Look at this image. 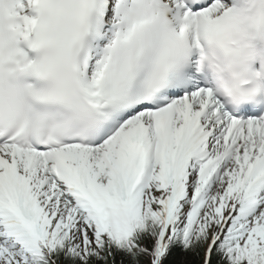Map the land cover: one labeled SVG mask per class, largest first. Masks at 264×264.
<instances>
[{
	"label": "snow or ice",
	"instance_id": "1",
	"mask_svg": "<svg viewBox=\"0 0 264 264\" xmlns=\"http://www.w3.org/2000/svg\"><path fill=\"white\" fill-rule=\"evenodd\" d=\"M264 0H0V264H264Z\"/></svg>",
	"mask_w": 264,
	"mask_h": 264
},
{
	"label": "clouds",
	"instance_id": "2",
	"mask_svg": "<svg viewBox=\"0 0 264 264\" xmlns=\"http://www.w3.org/2000/svg\"><path fill=\"white\" fill-rule=\"evenodd\" d=\"M219 83L226 88L225 99L232 107H240L252 99V93L264 91V78L258 79L254 84L243 70L233 72L227 69L220 77Z\"/></svg>",
	"mask_w": 264,
	"mask_h": 264
}]
</instances>
